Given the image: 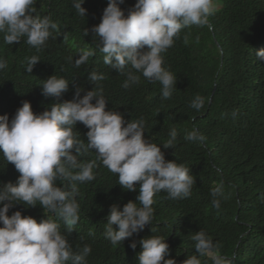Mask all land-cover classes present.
Here are the masks:
<instances>
[{
  "label": "trees",
  "instance_id": "obj_1",
  "mask_svg": "<svg viewBox=\"0 0 264 264\" xmlns=\"http://www.w3.org/2000/svg\"><path fill=\"white\" fill-rule=\"evenodd\" d=\"M135 3L125 0L120 5L125 15ZM82 7L85 17L76 13L72 0H36V14L50 17L58 25L39 53L24 42L26 38L7 45L0 34V57L7 62L0 71V115L7 114L11 121L24 101L40 114L55 103L71 101L77 87L84 90L82 98L94 87L87 76L96 71L105 75L100 85L108 100L106 110L119 112L126 122L143 117L145 139L161 145L167 161L188 167L195 183L185 199L170 200L166 192L158 193L152 224L113 246L104 236L110 207L117 204L122 210L129 201L135 202L139 191L123 190L117 184L118 176L97 161L95 179L77 185L79 221L69 232L68 226L57 220L61 234L74 251L84 245L91 247L87 264H138L142 251L139 241L153 235L152 229L166 239V259H175L176 264L198 255L191 235L200 230L212 238L231 264H264V60L256 55L264 50V0H215L216 11L208 27L181 31L163 54L164 67L177 79V90L166 100L162 86L142 76L138 84L122 87L126 77L103 63L91 32L101 22L107 0H85ZM88 49H94V56L75 67L81 50ZM32 55L41 61L28 73L26 62ZM54 74L70 82L69 90L59 99L42 94L41 81ZM197 94L205 100L200 111L189 107ZM173 127L178 132L177 141L173 148L164 149L162 144ZM193 129L204 135L203 142L184 139ZM75 130L87 143L89 129L78 122ZM72 154H76L74 150ZM93 159L92 152L82 157L84 161ZM18 176L14 165H7L0 155V184L15 183ZM221 185L223 195L218 197L220 208L216 209L210 191ZM25 207L17 204L8 215L20 211L37 222L45 218L41 206ZM132 242H137L135 250L130 247Z\"/></svg>",
  "mask_w": 264,
  "mask_h": 264
},
{
  "label": "clouds",
  "instance_id": "obj_2",
  "mask_svg": "<svg viewBox=\"0 0 264 264\" xmlns=\"http://www.w3.org/2000/svg\"><path fill=\"white\" fill-rule=\"evenodd\" d=\"M35 3L36 0H0V34L5 44L20 43L26 38L24 42L37 53L44 48L58 25L50 17L37 15ZM84 3L85 0H72L73 8L82 17L86 16ZM124 3L125 0H107L101 22L91 29L95 49L103 54L105 65L126 77L124 89L138 84L142 76L150 83L158 82L162 98L169 99L177 90V79L164 67L163 54L183 29L209 26V18L216 11L215 0H136L127 15L120 7ZM84 35H89L87 30ZM94 54V49L81 50L75 67L86 64ZM256 55L264 60V50ZM40 61L38 55L28 57L25 71L31 73ZM6 67L7 62L0 57V71ZM87 78L94 87L82 98L84 90L77 87L71 101L55 103L40 114L24 101L11 121L7 114L0 115V155L19 173L15 183L0 184V264H87L91 247L84 245L74 251L61 234L57 220L73 231L80 211L77 185L95 179L97 161L118 176L117 184L123 190L139 191L135 202L129 201L122 210L117 204L110 207L104 236L113 246L152 224L154 197L158 193L166 192L170 200L185 199L191 194L195 180L190 169L167 161L161 145L145 139L143 117L126 122L119 112L106 110L108 100L100 85L104 74L92 71ZM69 83L54 74L41 81L42 94L59 99L69 90ZM204 103L197 94L189 107L200 111ZM231 115L235 117L237 112L233 110ZM78 122L89 129L87 143L75 130ZM177 138L173 127L163 148H173ZM184 139L203 142L205 137L193 129ZM90 152L96 159L82 160ZM210 195L213 207L219 209L222 185L213 188ZM17 204L27 205L25 208L39 205L45 218L37 222L20 211L9 216V210ZM152 232L139 241L142 251L138 264H176L175 259H166V239L155 235L154 229ZM191 239L198 255L188 256L182 264H207V260L211 264H231L203 230L192 234ZM130 247L135 250L137 242Z\"/></svg>",
  "mask_w": 264,
  "mask_h": 264
}]
</instances>
